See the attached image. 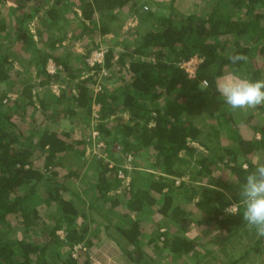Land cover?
I'll return each mask as SVG.
<instances>
[{
    "label": "trees",
    "instance_id": "1",
    "mask_svg": "<svg viewBox=\"0 0 264 264\" xmlns=\"http://www.w3.org/2000/svg\"><path fill=\"white\" fill-rule=\"evenodd\" d=\"M175 1L146 11L136 0H0L9 2L0 10V264H92L87 248L103 234L132 264H155L145 236L155 254L179 259L197 246L183 233L190 222L224 231L232 248L241 243L238 188L254 156H264V116L244 137L215 84L227 73L264 80V0H202L201 12ZM121 12L138 16L126 32L133 41L120 39L118 53L108 47L101 63L79 57L74 65L63 44L72 19L80 26L73 41L118 36ZM235 53L246 61L232 65ZM193 56L200 61L191 77L180 65ZM214 97L220 103L205 114ZM62 121L79 124L80 135L52 126ZM92 130L106 158L86 155ZM218 168L225 177L214 176ZM88 183L86 200L76 187ZM231 204L240 206L234 215ZM154 213L147 234L141 223ZM263 242L257 237L241 259L261 254Z\"/></svg>",
    "mask_w": 264,
    "mask_h": 264
},
{
    "label": "rangeland",
    "instance_id": "2",
    "mask_svg": "<svg viewBox=\"0 0 264 264\" xmlns=\"http://www.w3.org/2000/svg\"><path fill=\"white\" fill-rule=\"evenodd\" d=\"M136 1L138 6H140L139 4H141L142 6V2H144L143 10L146 11L157 9L158 8L157 3L162 2L161 4H168L169 2V0H136ZM8 4L9 2H7L2 7H0V10H5V8H8L7 7ZM175 5L176 7L181 8L182 10L190 8L191 6L194 9L198 10L199 12L204 10V4L202 0H176ZM124 14H125L124 12H121L119 14V16L122 17V21H121V27L120 29H118L117 32L118 36H116L115 34H107L104 36H98L96 38H92V37L85 38L79 41L78 40L73 41L70 39V36L74 34V32L76 33L80 30L79 23L77 21L75 22V19H72L71 25H69L66 28L67 33H66V38L63 41V44L68 46L69 50L72 51L74 57L77 56L76 61H74V65H80L81 59H79V57H82V59L84 58V61H86L93 54L94 50L97 48L106 51L108 47L113 46L114 50L117 51V53L120 52V50H122L123 47L122 44H120V42L118 41L120 39H123L124 37H126L128 43L133 41V36H134L133 33L130 32V34L128 35L126 32L129 30V28H132L137 24L138 16L135 14L134 15L129 14L123 18ZM119 21L120 20H117V22ZM94 40L95 42L98 43L97 48H92L91 52H89V54L86 55L85 54L86 49L92 44ZM47 67L52 72L56 70V65L52 60L48 62ZM14 70H20V66L17 63L14 64V68L11 70V72L13 73ZM109 84L111 86L113 85V83H109ZM59 89H60V85L56 82H52L51 85L49 86V90L51 92H54L55 94L59 93ZM12 96L14 97L13 94ZM211 99H212L211 100L212 103H209L204 107L205 114L208 113L210 110H213L214 109L213 107H215L220 103L219 99H217L216 97ZM97 109H98V105L94 104L92 117H95ZM231 112L234 117V120L237 122V126L239 127L240 133L246 138H250L252 136V129L250 125L255 124V122H257L259 118L262 119V117L260 116H264V113L263 114L257 113L253 109H250L246 112L241 110H237V111L231 110ZM252 113H254L253 116ZM248 116L251 119H249V121H246ZM58 123L57 124L54 123V125H52L51 123V125L54 126L55 128L59 127L62 128L63 130H68L70 132H73L74 135L75 134L80 135L79 130L81 126H79V124L74 123V125L70 127V124L68 122L62 121L59 124ZM88 129L91 130L92 125H90ZM91 134H92V139L86 147V152H85L86 155H90L91 153H96L106 158V152L100 150L101 148L104 147V142L99 139L100 137H98V135H94L93 130L91 131ZM87 139L88 138H86V140ZM110 150L117 152L118 146L114 144L111 146ZM258 155L259 154H257V156ZM257 156H254V160L256 159ZM129 164H130L129 161H127L125 165H129ZM223 169H224L223 171L219 168L214 169L213 171L214 176L217 177L219 175H222L223 177H225L228 170H226L225 168ZM120 174L121 175L119 176L123 178L122 185L123 186L127 185L129 180L128 177L124 176L122 172ZM229 179L230 177L226 180ZM89 183L85 185L84 188L83 186L76 187L77 190L81 192L83 198L86 200H88V198L90 197L89 193L92 191V185ZM232 185L235 186L236 183L232 182ZM231 205H229L228 207H230ZM232 207L235 208L236 205L233 204ZM119 209H121V207ZM150 218H151L150 220L146 219L145 222L141 223L142 229L147 234H149L152 231H155L154 229L155 227L153 224L154 221L157 218H159V215L157 213H154L150 215ZM245 227L246 228L240 230L241 236L240 238H238V241H241V243H237L238 245L232 248L226 244L225 241L226 238L225 239L221 238L222 236H225L224 231L217 230L216 227L211 223L207 225V224H196L190 222L183 233L184 236H186L187 238L189 239L193 238L195 242H197V246L195 247L196 249L193 250L192 255L189 254V256L187 257L184 256L185 258L182 257L179 259H173L170 256H168L167 254H169V252L167 251V249L163 250V254H158V255L155 254L153 252L154 246L152 244L146 243L148 236L141 238H142V242L145 243L143 244L144 245L143 248L146 249V252L148 254H152L155 264H227V263L230 264V262L232 263L233 261H237V260H239V262L244 261L246 264V260L241 259L240 254L244 252V248L246 246H251L255 242L257 236L256 234L254 235L253 229H250L248 225H246ZM58 233L62 235L61 230H59ZM158 244L159 246L161 245L160 243ZM261 247L263 248L261 254L258 255L254 251L250 253V258H249L250 260L248 259L247 264H258V263L264 264V245L261 244ZM87 249L89 250L92 264L130 263V260L125 258V255L121 253L119 246L113 240L106 238L104 234L102 235V238L99 241H97L93 246ZM58 250L63 257L67 256L68 254L67 248L62 247L59 248Z\"/></svg>",
    "mask_w": 264,
    "mask_h": 264
},
{
    "label": "clouds",
    "instance_id": "3",
    "mask_svg": "<svg viewBox=\"0 0 264 264\" xmlns=\"http://www.w3.org/2000/svg\"><path fill=\"white\" fill-rule=\"evenodd\" d=\"M246 59L241 53L228 56L232 65ZM215 89L223 98V103L233 111L246 112L264 106V80H251L235 73H227L216 81ZM238 195L243 206L242 219L255 231L258 238L264 237V156L256 157L254 169L239 186ZM232 205L226 211L234 215L240 210V206L233 208Z\"/></svg>",
    "mask_w": 264,
    "mask_h": 264
},
{
    "label": "built area",
    "instance_id": "4",
    "mask_svg": "<svg viewBox=\"0 0 264 264\" xmlns=\"http://www.w3.org/2000/svg\"><path fill=\"white\" fill-rule=\"evenodd\" d=\"M104 50L102 49H95L93 54L86 60V62L90 65L93 66L96 63H101L103 60V56H104ZM200 59L197 56H193L191 57L189 60L181 62V67L188 73L189 76L193 77L194 73H195V69L199 63ZM191 65V67H190ZM206 82L203 81V84H205ZM97 116V115H95ZM94 135H97V132L95 130H93ZM121 175V174H119Z\"/></svg>",
    "mask_w": 264,
    "mask_h": 264
},
{
    "label": "crops",
    "instance_id": "5",
    "mask_svg": "<svg viewBox=\"0 0 264 264\" xmlns=\"http://www.w3.org/2000/svg\"><path fill=\"white\" fill-rule=\"evenodd\" d=\"M127 264H132V263H127Z\"/></svg>",
    "mask_w": 264,
    "mask_h": 264
}]
</instances>
